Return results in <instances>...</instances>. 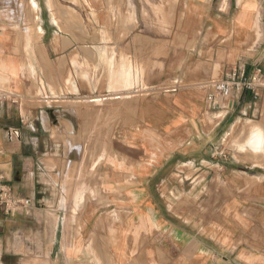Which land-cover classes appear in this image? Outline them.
<instances>
[{
    "label": "crops",
    "instance_id": "crops-1",
    "mask_svg": "<svg viewBox=\"0 0 264 264\" xmlns=\"http://www.w3.org/2000/svg\"><path fill=\"white\" fill-rule=\"evenodd\" d=\"M101 2L77 42L59 0H0V176L31 201L0 214V264H264V0H184L176 28ZM237 69L256 90L208 101ZM242 122L249 151L215 157Z\"/></svg>",
    "mask_w": 264,
    "mask_h": 264
},
{
    "label": "rangeland",
    "instance_id": "rangeland-1",
    "mask_svg": "<svg viewBox=\"0 0 264 264\" xmlns=\"http://www.w3.org/2000/svg\"><path fill=\"white\" fill-rule=\"evenodd\" d=\"M59 2H61V8L64 7H69L71 8L69 11L70 12V16H71V20H69V22L71 23V26L73 24H75V27L73 26V34H76L77 36V42H85L87 40L86 37H88V40H91V37H94V39H97L98 41H100V32L102 31V18H103V3L101 2V0H94L95 5L93 6V8L88 5V3L86 2V0H59ZM141 3H143L144 5H142V8L147 7L148 11L151 12V16L156 19V22L158 23V25H161L162 28L164 27V7L165 5H172V9H173V16H172V22H173V27L176 28V23L181 21V15L179 16V12H181L183 4H184V0H172L171 2L168 0H141ZM147 10H142V15L140 16V18L143 19H148L149 18V14H148ZM135 11H132V13H128L127 16H131V20L132 17H135ZM145 13V14H144ZM75 16V18H74ZM144 17V18H143ZM68 18H69V13H67L64 16V21L63 23H65L68 27H69V23H68ZM135 19V18H134ZM61 35H68L69 31H65L62 30ZM175 33V31H174ZM180 63H174L173 64V71L175 72L177 69L175 68V66H179ZM143 70H141V74H142ZM130 70H127L126 72H124L123 74V82L121 83V87L125 88V89H130L133 87V82L130 80ZM74 84V83H73ZM250 127H244L243 126V122L241 123V125L235 127L233 129V131H230L226 134H220L218 136V138L215 140L217 142H215L214 145H208L207 149L210 150V152L212 154H215V152H217V154L215 155V157H219V152L226 150V151H249L248 149H243L241 150L240 147H242L243 145L245 146L244 142H245V136L247 133V130ZM254 130H258L259 135H263V132L260 131L259 129L255 128L252 129L251 132H253ZM264 136V135H263ZM247 144V143H246ZM209 147V148H208ZM253 151L255 152H261L263 149H254L253 147H250ZM223 149V150H222ZM214 158V157H213ZM225 159V158H222ZM247 162L250 161V163L253 166H262L264 167V152L262 154H258L257 158H252L249 160H245ZM245 161H242L245 163ZM84 162V160H83ZM95 164V163H94Z\"/></svg>",
    "mask_w": 264,
    "mask_h": 264
},
{
    "label": "built area",
    "instance_id": "built-area-1",
    "mask_svg": "<svg viewBox=\"0 0 264 264\" xmlns=\"http://www.w3.org/2000/svg\"><path fill=\"white\" fill-rule=\"evenodd\" d=\"M259 77V70L251 75H247L243 69L233 70L228 78L212 85V93L207 96V100L213 101L215 96L228 98L233 92H254L258 87ZM30 208V199L16 195L0 176V214L12 216L21 211L27 213Z\"/></svg>",
    "mask_w": 264,
    "mask_h": 264
},
{
    "label": "bare ground",
    "instance_id": "bare-ground-1",
    "mask_svg": "<svg viewBox=\"0 0 264 264\" xmlns=\"http://www.w3.org/2000/svg\"><path fill=\"white\" fill-rule=\"evenodd\" d=\"M252 133V132H251ZM260 132L253 131L251 134V139L246 144L248 147H253L254 149H264V136L259 135ZM118 219V218H117ZM99 243V242H98ZM100 249V248H99ZM104 250V249H103ZM102 255V254H101ZM111 257V256H110ZM105 258V257H104ZM101 259V258H100ZM108 259V258H107ZM103 261V260H101ZM108 262V261H107ZM103 263V262H102Z\"/></svg>",
    "mask_w": 264,
    "mask_h": 264
}]
</instances>
